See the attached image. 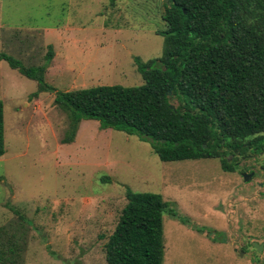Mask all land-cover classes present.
Returning a JSON list of instances; mask_svg holds the SVG:
<instances>
[{"label": "rangeland", "instance_id": "374dc122", "mask_svg": "<svg viewBox=\"0 0 264 264\" xmlns=\"http://www.w3.org/2000/svg\"><path fill=\"white\" fill-rule=\"evenodd\" d=\"M165 4L0 0V53L39 65L48 45L53 50L44 79L54 90L33 97L37 82L0 59V226L10 230L17 220L9 206L29 219L23 264H107L105 243L127 190L169 202L162 264H264V247L253 244L264 245V145L255 160L165 161L149 141L94 119H82L73 141L63 142L70 119L54 104L55 90L142 84L134 57L161 55ZM253 167L245 180L240 172Z\"/></svg>", "mask_w": 264, "mask_h": 264}, {"label": "trees", "instance_id": "16d2710c", "mask_svg": "<svg viewBox=\"0 0 264 264\" xmlns=\"http://www.w3.org/2000/svg\"><path fill=\"white\" fill-rule=\"evenodd\" d=\"M161 19V55L146 61L134 57L142 84L55 90L54 104L70 119L71 133L63 142L73 141L82 119H94L101 128L149 141L165 161L234 162L230 154L259 151L264 145V0H166ZM52 57L51 45L39 65L0 53L11 68L37 82L30 97L54 90L44 79ZM4 153L0 100V156ZM126 199L105 243L106 263L162 264L169 202L149 191L127 190ZM9 208L17 220L10 230L0 226V264H23L30 221Z\"/></svg>", "mask_w": 264, "mask_h": 264}, {"label": "flooded vegetation", "instance_id": "af4514ba", "mask_svg": "<svg viewBox=\"0 0 264 264\" xmlns=\"http://www.w3.org/2000/svg\"><path fill=\"white\" fill-rule=\"evenodd\" d=\"M255 149H256V147L253 148V150H255ZM260 153H261V150H259L258 153L255 152V151H254V152H251V153H246V154H244V155H241V156H240V159H241V161H244V160H246V159H254V160H255V159H257V157H258V155H259ZM254 165L257 166V162H254ZM259 168L263 170V169H264V166L259 165ZM240 173L242 174V173H244V172L242 171V172H240ZM249 173H253V175H252V177H253V176H254V173H256V169L253 167V168L249 171ZM252 177H251V178H252ZM261 184H262V183L260 182L259 185H261ZM253 244H254L255 247H256V246H259V245H263V244H256L255 242H253ZM262 247H264V245H263ZM262 247H261V248H262ZM256 248H257V247H256ZM241 252H242V251H241Z\"/></svg>", "mask_w": 264, "mask_h": 264}, {"label": "water", "instance_id": "95a60500", "mask_svg": "<svg viewBox=\"0 0 264 264\" xmlns=\"http://www.w3.org/2000/svg\"><path fill=\"white\" fill-rule=\"evenodd\" d=\"M171 106V108H174V105H170ZM204 147H206V145L204 144ZM252 175H253V173H246V172H244L243 174H242V176L244 177V179L245 180H249L251 177H252ZM263 245H259V246H256L257 247V249L259 250L260 248L259 247H262ZM241 252V251H240Z\"/></svg>", "mask_w": 264, "mask_h": 264}]
</instances>
